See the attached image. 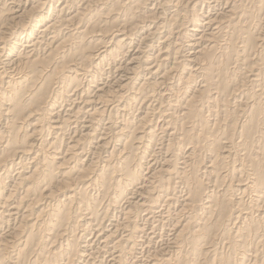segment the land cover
Returning a JSON list of instances; mask_svg holds the SVG:
<instances>
[{"label":"bare ground","instance_id":"1","mask_svg":"<svg viewBox=\"0 0 264 264\" xmlns=\"http://www.w3.org/2000/svg\"><path fill=\"white\" fill-rule=\"evenodd\" d=\"M0 264H264V0H0Z\"/></svg>","mask_w":264,"mask_h":264},{"label":"rangeland","instance_id":"2","mask_svg":"<svg viewBox=\"0 0 264 264\" xmlns=\"http://www.w3.org/2000/svg\"><path fill=\"white\" fill-rule=\"evenodd\" d=\"M59 4L56 3V6H58ZM211 8L207 9V11H209ZM210 13H213L211 11H209ZM12 69V66L10 67Z\"/></svg>","mask_w":264,"mask_h":264}]
</instances>
